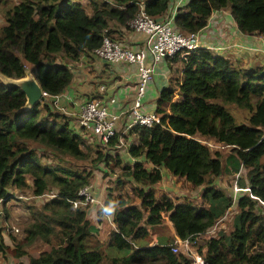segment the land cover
<instances>
[{"label":"trees","instance_id":"trees-1","mask_svg":"<svg viewBox=\"0 0 264 264\" xmlns=\"http://www.w3.org/2000/svg\"><path fill=\"white\" fill-rule=\"evenodd\" d=\"M171 3L18 0L4 11V24L0 26V73L21 78L30 68L49 97L62 94L73 79L72 69L62 60L78 61L100 47L104 35L121 34L119 28L129 31L130 22L140 10L155 19L173 15L177 30L192 33L202 30L213 12L227 9L240 32L264 35V0H188L176 12L170 11ZM187 58L180 91L178 84L175 86L174 98L180 92L177 100L169 102L172 77L156 99L154 112L160 122L151 127L136 124L129 128L127 134L134 138L126 150L137 160L132 163L125 162L116 151L121 134L116 132L104 145L99 141L92 150L85 146L78 118L80 132L69 126L65 116L54 112L60 104L53 109L44 102L17 113L25 104V95L18 87L0 81V198L5 204L8 190L23 189L29 177L32 195L42 196L51 190L55 196L50 203L58 207L56 216L46 218L38 212L23 229L24 243L31 245L41 240L51 245L50 249L15 264H192L184 253L172 251L176 239L169 231L166 237L154 241L152 231L166 227L162 216L165 211L176 236L196 247L204 260L201 264H264V67L244 69L206 47L194 48ZM167 59L171 71L174 63H184L178 54ZM100 86L104 93L105 84ZM135 97L136 88L132 104ZM226 104L246 110L247 122L236 123ZM168 105L170 114L165 116ZM201 140L229 148L224 164L221 152L212 151ZM44 150L76 160H87L93 153V166L101 162L105 168L113 160L121 170L117 185L123 188L125 183L134 184L131 192L144 201L143 207L112 193L104 201V205L119 202L111 217L108 246L124 250L127 255L111 256L87 245L97 234L91 230L85 207L73 209L72 202L80 198L82 188L90 185L93 172L43 165ZM162 168L195 188L202 187V204L173 200L167 193L162 201L155 200L150 186L161 179ZM242 168L247 170V185L240 187L247 190L234 201L232 195L216 186V181L225 172L237 174ZM157 187L162 192L161 185ZM233 202L236 214L231 231H219L216 236L214 232L198 244L197 236L209 234ZM1 247L0 243L3 251ZM25 253L17 247L18 259Z\"/></svg>","mask_w":264,"mask_h":264},{"label":"rangeland","instance_id":"rangeland-1","mask_svg":"<svg viewBox=\"0 0 264 264\" xmlns=\"http://www.w3.org/2000/svg\"><path fill=\"white\" fill-rule=\"evenodd\" d=\"M18 0H0V26L4 24V11L11 6L12 4L16 3ZM86 2V0H82ZM227 11V9H222ZM219 12V11H218ZM217 14V17H219ZM223 17V15H222ZM221 17V18H222ZM210 19V18H209ZM219 24V23H218ZM227 25V23H226ZM223 33H226L227 28L222 29ZM221 31L219 32L221 34ZM129 33L134 32L130 27ZM198 32V31H197ZM122 33V32H121ZM118 35L113 36V38L118 39ZM232 35V33H231ZM230 35V36H231ZM227 36L224 34L223 36L219 37L220 41L219 44L225 46L224 49L219 51H225L224 54H231L234 58L240 60L241 63L233 60L235 64L239 67L244 69H250L253 66H261L264 67V35H258V39L261 41L259 47H251L246 50L249 51L250 54L255 55L251 57L248 55L247 51L244 49V45H235L230 42H227ZM215 51L214 49H210ZM227 55V56H231ZM254 63V65H253ZM258 64V65H257ZM253 65V66H249ZM31 70L30 68H27ZM32 72V70H31ZM33 74V73H32ZM34 75V74H33ZM35 77V76H34ZM144 97V96H143ZM62 94H60L59 104L61 102ZM146 99L141 100V104L145 102ZM132 106V105H131ZM130 106V107H131ZM129 107V108H130ZM225 107L232 113L235 118L236 123H246L247 112L233 104H226ZM53 109H55L52 106ZM127 108V109H129ZM56 110H54L55 112ZM44 113H41L40 116H43ZM45 115V114H44ZM63 121V120H61ZM118 124H121L118 122ZM83 133L81 135L85 138V146H91L92 150H94V145L100 144L99 140L95 137L92 138L90 135L92 134L89 129H83ZM116 132L121 134L122 143L125 145L115 146L116 151L119 152L120 155L126 153V148L129 145V142L126 139L128 136L127 133L123 132V128L117 125ZM93 135V134H92ZM134 138V136H133ZM202 143L208 145L209 148L213 150H219L223 155L222 162L224 164L225 156H227L229 152V148L223 147L222 145L215 144L213 141L209 140H201ZM32 148L35 150H40L36 145L32 144ZM126 150V151H125ZM40 152V151H39ZM93 158L95 155L92 153L91 157L87 160H76L74 158L64 156L62 154H55L49 150H44L41 154V163L43 165H62L66 167H70L73 169L78 170H91L93 172V176L91 178L90 186L91 190L98 200L99 205H86L85 210L87 211V217L91 223V230L97 236L92 237L93 239L90 242H87L89 247L99 248L104 251L106 254L111 256H124L127 255V252L124 250H117L114 247L108 246V233L113 228V224L111 223V218H107L99 213L102 212L103 202L106 200L109 193H112V196H123L126 199H131L136 206L143 207V200H139L136 198V194H133L132 187L134 186L133 183H125L124 187L121 188L117 185V177L121 175V170L119 167L115 166L114 161H110L109 165L105 168L103 163H98L96 166H93ZM264 162V158L262 159ZM149 167V166H148ZM107 170V171H106ZM106 172V173H105ZM247 170L242 168L239 173L237 174H229L225 172V174L219 177L216 181V186L222 190H224L227 194L233 196V187L236 184L238 187L246 186L247 185ZM238 175V176H237ZM122 180H125L121 177ZM29 184H31V179L28 177ZM173 181H169V183L162 184L161 182H155L153 185L150 186L151 190L154 193L155 200H161L162 196L167 193L173 200H188L191 203L195 204L196 206H200L202 204V199L199 198L202 187L195 188L191 186L189 183L186 182L185 179L178 177L176 182L172 184ZM27 185L23 189H15L11 188L8 190L9 198L7 202L4 204L2 211L0 213V243L1 248H4L3 251L0 250V264H15L19 260L24 262L28 261L30 256H36L41 251L49 250L51 245L45 244L41 240L35 241L33 244L28 245L23 242L24 239V232L23 229L27 226V224L33 220L34 215H37L38 212L42 213L46 218H51L57 215L58 207L53 206L50 203V200L53 196V191L49 190L50 192L42 195V196H35L32 195L31 186ZM161 185L163 187L162 192H159L155 187ZM135 186H137L135 184ZM158 188V187H157ZM243 193V192H241ZM236 214V205L233 202L232 206L227 210L224 219L220 221L218 224L215 225V230L211 231L209 234L199 235L197 236L198 244L203 243L204 240H207L214 232L215 236L219 231H223L224 233H229L233 226V218ZM163 215V214H162ZM169 215L168 212L165 211L164 221L167 220V216ZM168 226H171L170 221L167 222ZM172 227V226H171ZM17 228L18 232L15 233L13 229ZM155 235L151 233L152 237H165L168 235V228L167 226H159L155 228ZM97 231V232H96ZM213 234V235H214ZM52 245L56 244V239L54 236L52 237ZM188 246L196 251V247H194L191 243H188ZM17 247H20L26 253L18 259L16 257L17 254ZM179 251V250H178Z\"/></svg>","mask_w":264,"mask_h":264},{"label":"crops","instance_id":"crops-1","mask_svg":"<svg viewBox=\"0 0 264 264\" xmlns=\"http://www.w3.org/2000/svg\"><path fill=\"white\" fill-rule=\"evenodd\" d=\"M171 1L172 3L170 11L176 12L177 9L185 5L188 0ZM217 12L218 11H215L211 14L207 25L198 32L199 46L214 49V52L226 56L232 61L236 60L237 62L241 63L240 60L234 58L231 54H227L231 55L227 56L224 54L225 51H219L225 48V46L219 44V37L223 36L224 34L230 36L232 33V35L227 38V42L235 45H244L245 51L248 52L247 54L251 57H254L255 55L250 54L246 49L251 47H259L258 45H260L261 41L258 39V35H246L240 32L236 27L229 11H224L226 13H223V11H219V17H217ZM224 28H227L226 33H223L224 30L221 31ZM119 29L122 32L120 34L121 36L119 40L127 46L131 48H137L143 42L144 38L142 35L136 32L129 33L122 28ZM220 31L221 34L219 33ZM261 36H263V34ZM167 61L168 59L163 60L159 63L156 72L147 85L146 92L143 97V99L146 100L142 104L143 111L145 112L155 111L156 99L161 90L169 86V79L171 77L174 78V81L170 85L172 96L170 97L169 102L176 101L180 95L179 92L174 98L175 86L178 84L180 91V84L185 75L182 72V69L183 67L187 66V61L184 63H174V65L172 66V71L170 70ZM62 62L72 69L73 79L69 86L63 91L60 102V109L58 108V110L56 111L65 116L64 118L68 122L69 126L74 130L80 132L79 127H77L76 125L81 106L91 99L99 98L100 100H102V103L106 105L110 110L116 111V113L119 114V122L121 124H118V127L121 126L124 130L125 126L128 123L126 114L128 110L127 108L132 105L135 96V83L137 81L136 68L134 66L123 63L108 64L107 62L97 58L93 54L82 55L79 60L75 62H71L68 60H62ZM174 70L176 71L174 72ZM100 84H105L104 93L99 92ZM111 98H114L115 100L113 103L110 101ZM168 114H170L169 105L167 107L165 116ZM131 137L132 136H127L126 139L128 142L133 141V137ZM120 156L125 162L132 163L137 161L136 159L131 157L127 151ZM139 160H142V158ZM147 166L150 165L147 163ZM160 171L161 179L159 180V182H161L162 184H167L169 183V181H173L172 184L176 182V179L178 177L171 175V173H169L166 169L162 168ZM161 189L163 190L162 186ZM199 198L201 197L199 196ZM167 222L168 218L165 221V225L168 228L169 235L172 234L173 236H175L174 229L171 226H168ZM152 234L153 236L155 235V230L152 231ZM153 239L155 241L156 237H153Z\"/></svg>","mask_w":264,"mask_h":264},{"label":"built area","instance_id":"built-area-1","mask_svg":"<svg viewBox=\"0 0 264 264\" xmlns=\"http://www.w3.org/2000/svg\"><path fill=\"white\" fill-rule=\"evenodd\" d=\"M132 30L143 36V42L137 48H131L120 40L104 35L100 47L94 49L91 54L107 62L108 64L123 63L136 67L137 84L136 97L132 106L127 110L128 123L124 128V133L130 127L138 124L151 127L160 122V117L153 111H143L141 100L145 95L148 81L156 72L159 63L166 58H171L178 54L184 62L194 48L200 47L198 41V32L183 33L177 30L173 24V15L171 17L155 19L143 10L130 22ZM182 72L185 73V67ZM103 86L99 87L102 92ZM44 100L51 107H59L60 94L49 97L43 92ZM113 103L114 99H110ZM119 120V114L112 112L99 99H91L81 106L78 116V124L84 129H89L91 133L104 145L116 133V123ZM125 145L119 139L117 146ZM238 176V175H237ZM247 188L233 187V200L239 193L246 191ZM51 196H55L52 194ZM80 198L72 202V208L77 209L86 207V205L96 204V200L91 186H85L79 191ZM3 200L0 198V210ZM264 205V202L262 203ZM103 205V204H102ZM104 207V205H103ZM215 230V226L209 231ZM14 232H18L15 228ZM208 232V233H209ZM184 253L192 259V264H201L204 262L202 257L188 246V240L175 241L172 251Z\"/></svg>","mask_w":264,"mask_h":264},{"label":"water","instance_id":"water-1","mask_svg":"<svg viewBox=\"0 0 264 264\" xmlns=\"http://www.w3.org/2000/svg\"><path fill=\"white\" fill-rule=\"evenodd\" d=\"M0 81L6 86L18 87L25 95V104L17 113L28 111L44 101L43 90L31 70L26 69L21 78H10L0 73Z\"/></svg>","mask_w":264,"mask_h":264},{"label":"clouds","instance_id":"clouds-1","mask_svg":"<svg viewBox=\"0 0 264 264\" xmlns=\"http://www.w3.org/2000/svg\"><path fill=\"white\" fill-rule=\"evenodd\" d=\"M44 102L46 103L47 101L44 100L42 103H44ZM50 108H51V106H50ZM123 132H124V130H123ZM127 132H125V133H127ZM128 136H130V135H128ZM126 138H127V136H126ZM103 205H104V202H103ZM3 207H4V202H2V207H1L0 213H1ZM118 208H119V202L118 201H110L107 205H104V207L102 208V210H101L102 211V215L107 217V218H111V217H113L115 215V213L118 210ZM168 220H169V217H168ZM13 231H14V229H13ZM15 233H17V232H15ZM175 236H176V234H175ZM176 239L178 240L179 238L176 236Z\"/></svg>","mask_w":264,"mask_h":264}]
</instances>
